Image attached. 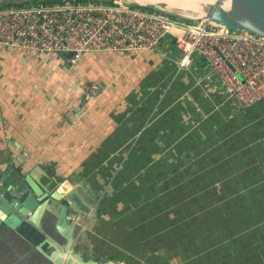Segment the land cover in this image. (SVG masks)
<instances>
[{
    "label": "crops",
    "instance_id": "1",
    "mask_svg": "<svg viewBox=\"0 0 264 264\" xmlns=\"http://www.w3.org/2000/svg\"><path fill=\"white\" fill-rule=\"evenodd\" d=\"M159 46L172 57L92 52L72 64L0 46V164L42 165L48 192L69 183L85 210L83 259L264 264V98L241 108L202 58L178 70L171 39ZM87 81L100 87L91 98ZM20 246L1 233L0 264H29Z\"/></svg>",
    "mask_w": 264,
    "mask_h": 264
},
{
    "label": "built area",
    "instance_id": "2",
    "mask_svg": "<svg viewBox=\"0 0 264 264\" xmlns=\"http://www.w3.org/2000/svg\"><path fill=\"white\" fill-rule=\"evenodd\" d=\"M166 38L179 51L178 70L197 55L239 107L264 98L262 35L123 0L0 5V46L40 54L72 51L70 64L84 53L154 51ZM99 88L91 81L81 85L84 98Z\"/></svg>",
    "mask_w": 264,
    "mask_h": 264
},
{
    "label": "water",
    "instance_id": "3",
    "mask_svg": "<svg viewBox=\"0 0 264 264\" xmlns=\"http://www.w3.org/2000/svg\"><path fill=\"white\" fill-rule=\"evenodd\" d=\"M123 1L140 4L131 0ZM237 1L260 20L261 26H236L232 19L235 11L229 9L227 12L219 1L207 10L201 20L264 36V0ZM141 5L166 9L160 2ZM155 50L169 55L159 45L155 46ZM73 54L74 52L69 51L60 55L68 60ZM0 170V234L18 239L23 250V255H18L19 260L29 264H109L108 260L100 257L95 261L92 254L83 259L76 251L74 240L80 230L78 221L84 216L85 210L75 204L72 196L75 192L67 189L70 187L68 182L61 186L63 194L56 191L57 186L48 192L38 181L39 170L46 178H50L40 164L27 172L22 167L6 164H0ZM50 181L56 183L53 179ZM76 191L81 192L80 189ZM91 206L88 205V208Z\"/></svg>",
    "mask_w": 264,
    "mask_h": 264
},
{
    "label": "bare ground",
    "instance_id": "4",
    "mask_svg": "<svg viewBox=\"0 0 264 264\" xmlns=\"http://www.w3.org/2000/svg\"><path fill=\"white\" fill-rule=\"evenodd\" d=\"M138 2L140 4H153L160 2L162 7L170 10V7H177L180 9H198L204 14L209 10L214 3L219 1L221 7L225 10L232 9L233 20L235 25L240 28H251L261 26L260 20L248 12L244 7H242L237 0H210V4L205 3L206 1L201 0H131ZM190 13V12H189ZM192 14V13H191ZM195 15V14H194ZM194 17V16H193ZM203 18V17H202ZM201 19V18H200Z\"/></svg>",
    "mask_w": 264,
    "mask_h": 264
},
{
    "label": "rangeland",
    "instance_id": "5",
    "mask_svg": "<svg viewBox=\"0 0 264 264\" xmlns=\"http://www.w3.org/2000/svg\"><path fill=\"white\" fill-rule=\"evenodd\" d=\"M28 1H36V0H0V5L22 4V3H26ZM201 1H206L205 3L210 4V0H201ZM168 9H170V11H172V12L178 13L181 17H184L188 20H198V19L200 20V18H202L205 15L201 10H198V9H187L186 10V9H180L177 7H170ZM226 11L229 12L228 10H226Z\"/></svg>",
    "mask_w": 264,
    "mask_h": 264
},
{
    "label": "trees",
    "instance_id": "6",
    "mask_svg": "<svg viewBox=\"0 0 264 264\" xmlns=\"http://www.w3.org/2000/svg\"><path fill=\"white\" fill-rule=\"evenodd\" d=\"M44 1L49 2V1H56V0H44ZM102 1L108 2L109 0H102ZM30 2H33V1H28L27 3H30Z\"/></svg>",
    "mask_w": 264,
    "mask_h": 264
}]
</instances>
